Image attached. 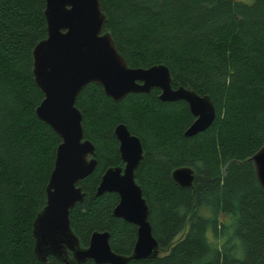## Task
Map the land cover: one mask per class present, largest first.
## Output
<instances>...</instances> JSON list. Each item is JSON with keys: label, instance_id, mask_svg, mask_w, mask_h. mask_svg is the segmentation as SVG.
<instances>
[{"label": "trees", "instance_id": "16d2710c", "mask_svg": "<svg viewBox=\"0 0 264 264\" xmlns=\"http://www.w3.org/2000/svg\"><path fill=\"white\" fill-rule=\"evenodd\" d=\"M118 51L132 67L166 65L174 87L209 95L213 123L184 134L194 116L184 100L162 101L160 89L108 96L88 83L76 98L97 165L78 182L84 198L69 213L81 246L108 231L112 249L130 255L137 225L115 216L117 192L96 194L105 170L123 165L115 127L142 142L135 171L149 205L160 254L129 264H264V189L252 155L264 144V0H100ZM45 0H0V264L46 262L34 250L33 222L61 137L36 112L44 93L33 49L47 37ZM195 171L193 187L172 176ZM80 264H97L87 260Z\"/></svg>", "mask_w": 264, "mask_h": 264}, {"label": "water", "instance_id": "95a60500", "mask_svg": "<svg viewBox=\"0 0 264 264\" xmlns=\"http://www.w3.org/2000/svg\"><path fill=\"white\" fill-rule=\"evenodd\" d=\"M47 37L33 49V73L44 93L37 115L61 137L51 173L44 207L33 222L34 250L46 262L49 255L65 264L93 260L97 264H129L131 260L160 254L159 243L149 221V205L136 182L135 171L144 159L142 142L128 127L119 123L115 134L124 166L108 167L96 194L117 192L115 216L137 225V240L130 255L115 252L108 231H94L89 245L81 246L70 224V209L84 198L78 182L96 165L95 145L84 136L82 112L76 106L79 92L90 82L102 85L104 92L118 101L129 93L160 89L162 101L184 100L194 116L185 130L192 136L208 128L216 117L209 95L191 88L174 87L170 69L164 64L132 67L118 51L109 31H103L106 16L100 0H45ZM257 180L264 189V144L252 155ZM173 179L182 187H193L195 171L176 168Z\"/></svg>", "mask_w": 264, "mask_h": 264}, {"label": "flooded vegetation", "instance_id": "af4514ba", "mask_svg": "<svg viewBox=\"0 0 264 264\" xmlns=\"http://www.w3.org/2000/svg\"><path fill=\"white\" fill-rule=\"evenodd\" d=\"M123 162V161H122ZM121 166H124V162H123V165H121Z\"/></svg>", "mask_w": 264, "mask_h": 264}, {"label": "bare ground", "instance_id": "6f19581e", "mask_svg": "<svg viewBox=\"0 0 264 264\" xmlns=\"http://www.w3.org/2000/svg\"><path fill=\"white\" fill-rule=\"evenodd\" d=\"M83 88H84V87H83ZM83 88H82V89H83ZM80 92H81V91H80ZM80 92H79V93H80ZM78 95H79V94H78Z\"/></svg>", "mask_w": 264, "mask_h": 264}]
</instances>
